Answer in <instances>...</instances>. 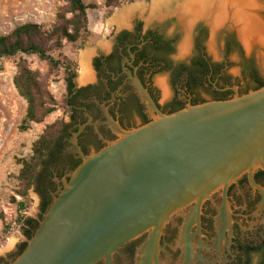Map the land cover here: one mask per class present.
<instances>
[{"label":"flooded vegetation","instance_id":"flooded-vegetation-1","mask_svg":"<svg viewBox=\"0 0 264 264\" xmlns=\"http://www.w3.org/2000/svg\"><path fill=\"white\" fill-rule=\"evenodd\" d=\"M175 19L161 25L154 21L148 28L137 19L129 20L119 30L113 25L102 44H95L87 54L91 77L80 79V64L68 69L66 114L35 177L38 215L27 222L16 251L0 258V264H11L24 252V245L35 235L64 187V180L83 162L82 155L95 153L119 138L114 123L130 130L153 119L134 79L165 113L189 104L232 98L233 88L245 94L246 86L236 87L229 72L230 54L241 50L231 20L216 35L223 58L214 61L205 46L209 34L206 19L191 33L190 53L177 57L179 28L172 33L162 29ZM230 37L240 48L230 50ZM242 77L245 79L243 71ZM195 206L192 203L170 217L152 254L148 243L153 230H148L95 264H264V167L252 175L243 173L226 194L222 188L215 191L199 214L194 213Z\"/></svg>","mask_w":264,"mask_h":264},{"label":"water","instance_id":"water-1","mask_svg":"<svg viewBox=\"0 0 264 264\" xmlns=\"http://www.w3.org/2000/svg\"><path fill=\"white\" fill-rule=\"evenodd\" d=\"M256 14L264 20L261 8ZM228 19L249 53L253 44L246 46L238 25ZM202 20L188 27L189 38ZM225 22L209 27L217 35ZM133 81L153 119L130 130L114 123L119 138L82 155L11 264H95L148 230H153L152 254L173 214L192 203L199 214L215 191L226 194L243 173L264 167V86L245 94L233 88L232 98L165 113L143 84Z\"/></svg>","mask_w":264,"mask_h":264},{"label":"rangeland","instance_id":"rangeland-1","mask_svg":"<svg viewBox=\"0 0 264 264\" xmlns=\"http://www.w3.org/2000/svg\"><path fill=\"white\" fill-rule=\"evenodd\" d=\"M118 1L120 3L118 6L110 7L106 0H84L86 4L95 6L88 11V29L78 43L65 42L62 48L53 52L54 57L59 61L57 67H51L47 61L40 59L37 55L21 54L0 60V258L12 255L22 242L27 224L19 222L17 219L20 214L17 202L23 200V197L18 194L21 187L19 174L22 169V160L32 156L35 142L46 130L61 127L62 118L66 114L64 96L68 69L70 67L77 68L80 64L79 69L82 70V57L88 56L91 49L96 48L95 44H102L113 27L109 26V21L117 11L126 6H140V9L129 15L128 20H141L144 28H148L154 21L161 25L165 20L176 18L174 13L156 17L151 15L150 3L152 0ZM259 2V8L264 11V0H259ZM64 5L63 0H0V36L9 34L16 27L25 23H37L50 27L55 23L57 13ZM206 24L209 27L208 21ZM117 26L119 30L123 25ZM166 28L168 33L179 28L181 37L177 43L179 51L177 57L179 55L184 58L180 54V47L190 40L189 36L184 34V27L175 19L168 26L162 25V29ZM211 28L209 27L205 46L214 61H222L223 55L219 49V41ZM232 29L235 31L233 26ZM239 42L241 50L235 51L229 56V72L233 76V83L236 87L244 86L249 81L248 78L243 79L242 77L244 57L252 60L259 73L264 77V47L253 44L252 49L247 53L244 44L241 40ZM191 46H189L186 55L190 53ZM21 62H25L30 68L40 73L47 90L56 102L55 110L51 114L41 122L31 123L27 129H22L21 126L25 124L28 104L14 85V76L18 72ZM40 165L39 172L43 166ZM36 186L37 181L35 180L28 190L30 203L25 216L29 219H35L38 215L39 197L34 190ZM11 237L16 238L13 244L10 243Z\"/></svg>","mask_w":264,"mask_h":264},{"label":"trees","instance_id":"trees-1","mask_svg":"<svg viewBox=\"0 0 264 264\" xmlns=\"http://www.w3.org/2000/svg\"><path fill=\"white\" fill-rule=\"evenodd\" d=\"M65 5L57 13L55 23L45 27L37 23H25L16 27L12 32L0 36V60L21 54L37 55L47 61L51 67H57L59 61L53 52L64 46L65 42L78 43L88 29V11L95 6L86 4L84 0H63ZM110 7L118 6V0H106ZM230 50L239 47L234 37L228 38ZM245 78L249 81L245 85V93L264 86V79L260 76L255 63L245 59L243 63ZM14 85L19 94L27 101L28 108L24 123L21 128L27 129L33 122H41L55 110V100L47 90L38 71L30 68L25 62L19 64L17 74L14 76ZM62 126V125H61ZM60 128L46 130L35 142L33 154L28 159L22 160V169L19 174L21 187L18 194L23 200L17 202L19 209V222L27 223L26 212L29 208L28 190L33 185L37 170L48 149L56 140ZM16 202V199L14 198ZM24 245V249L27 248ZM23 249V250H24Z\"/></svg>","mask_w":264,"mask_h":264},{"label":"bare ground","instance_id":"bare-ground-1","mask_svg":"<svg viewBox=\"0 0 264 264\" xmlns=\"http://www.w3.org/2000/svg\"><path fill=\"white\" fill-rule=\"evenodd\" d=\"M258 6L257 0H152L150 11L155 17L176 14L181 24L183 23L180 25L186 28L187 35L189 34L188 27L190 28L192 22L198 19H206L215 29L228 18H232L239 27L243 42L249 47L254 43H264V20L256 14ZM138 9L140 6H126L120 9L109 21V26L128 23L129 15ZM189 46L188 40L181 45L180 54L187 53ZM90 75L89 56H83L81 79H87ZM15 241V237L10 238L11 244Z\"/></svg>","mask_w":264,"mask_h":264}]
</instances>
